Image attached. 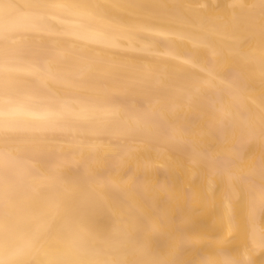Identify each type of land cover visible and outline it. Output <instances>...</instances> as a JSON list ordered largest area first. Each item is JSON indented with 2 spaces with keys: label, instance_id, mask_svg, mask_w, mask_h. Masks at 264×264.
Listing matches in <instances>:
<instances>
[{
  "label": "bare ground",
  "instance_id": "bare-ground-1",
  "mask_svg": "<svg viewBox=\"0 0 264 264\" xmlns=\"http://www.w3.org/2000/svg\"><path fill=\"white\" fill-rule=\"evenodd\" d=\"M261 259L264 0H0V264Z\"/></svg>",
  "mask_w": 264,
  "mask_h": 264
},
{
  "label": "rangeland",
  "instance_id": "rangeland-1",
  "mask_svg": "<svg viewBox=\"0 0 264 264\" xmlns=\"http://www.w3.org/2000/svg\"><path fill=\"white\" fill-rule=\"evenodd\" d=\"M179 173L181 174V172H179ZM185 185H186L185 182H183L182 180H179V182H178V184L176 186V192L179 194V196H178V199H179L178 204L179 205L185 203V199L183 200L184 197H182L183 195L181 194V189L183 187H185ZM215 219H217V216H215V215H213V216L209 217L208 219H206L205 220V222H206L205 225L202 226L200 228V230L198 232L194 233V234L197 235V236H203L205 234V232L207 231V227L209 225H211L212 221H214ZM222 233L223 232L219 231V232L214 233V235L218 236V235H221ZM257 264H263V260L262 259L258 260Z\"/></svg>",
  "mask_w": 264,
  "mask_h": 264
},
{
  "label": "snow or ice",
  "instance_id": "snow-or-ice-1",
  "mask_svg": "<svg viewBox=\"0 0 264 264\" xmlns=\"http://www.w3.org/2000/svg\"><path fill=\"white\" fill-rule=\"evenodd\" d=\"M225 264H231V262L230 261H226Z\"/></svg>",
  "mask_w": 264,
  "mask_h": 264
}]
</instances>
